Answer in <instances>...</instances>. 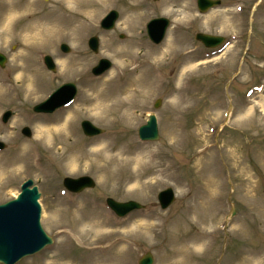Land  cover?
I'll return each instance as SVG.
<instances>
[{"label": "rangeland", "instance_id": "1", "mask_svg": "<svg viewBox=\"0 0 264 264\" xmlns=\"http://www.w3.org/2000/svg\"><path fill=\"white\" fill-rule=\"evenodd\" d=\"M141 1V7L137 0H114L106 6L86 33L82 48L64 37L48 46L17 35L27 21L24 14L15 16L10 36L0 43V53L8 59L6 66L0 67V81L10 91L8 97L0 96V141L7 145L0 151V204L16 197L25 180H34L41 193V224L53 239L52 244L16 264H48L53 256L62 264H86L85 260L96 255L87 235H81V230L88 229L84 219L91 213H98L126 237L129 249L127 253L119 247L121 264H138L147 251L152 252L154 264H161L173 250L178 219L184 218L181 231L186 236L200 235L203 226L186 211L195 206L193 196L207 188L198 164L200 155L193 149L196 138L192 137L205 118L213 120L203 124L208 135L203 145L215 147L223 190L214 220L220 217V221L206 227L208 250L205 254L196 250L192 260L194 264H264V0H222L220 7L204 14L198 11L197 0ZM187 3L189 12L183 9ZM8 5L9 0H0V7ZM38 8L64 11V2L38 0ZM112 9L119 12V19L114 30H104L101 20ZM139 9L146 14L140 25L132 24L136 30L125 28V13ZM155 17L171 21L165 40L158 45L146 30ZM198 32L223 35L227 41L208 49L195 40ZM91 36L99 39L97 53L88 47ZM171 37L186 46L185 51L154 62L155 52ZM107 40L132 50L134 63L126 65L125 59L113 56L107 50ZM62 43L70 46V53L61 51ZM150 50L156 51L152 55ZM185 52H191L196 69H185ZM27 53L36 58L43 73L41 91L31 98L19 90L21 72L13 66L16 56ZM47 54L53 57L56 72L45 66ZM82 55L89 61L86 68L80 64ZM101 58L110 60L112 68L94 76L91 70ZM66 82L78 86L74 102L49 115L33 112L34 105ZM125 87L129 91L118 99L131 105L126 116L113 107ZM142 87L148 92L145 96L131 91ZM157 99L162 105L156 110ZM218 104L223 108L215 109ZM7 110L15 115L5 124L2 115ZM151 113L157 116L160 137L144 142L138 129ZM68 117L73 120L72 129L58 135L56 147L39 139L44 123ZM85 119L105 132L86 137L80 125ZM25 126L31 128V138L21 133ZM170 128L180 133L178 141L170 139ZM220 147L233 154L225 157ZM245 173L252 175L249 195L243 189ZM83 175L91 176L96 187L79 194L64 188V177ZM169 187L176 200L162 210L157 196ZM108 197L121 202L135 200L146 207L120 218L106 205Z\"/></svg>", "mask_w": 264, "mask_h": 264}, {"label": "bare ground", "instance_id": "2", "mask_svg": "<svg viewBox=\"0 0 264 264\" xmlns=\"http://www.w3.org/2000/svg\"><path fill=\"white\" fill-rule=\"evenodd\" d=\"M56 2H64L63 10L40 9L38 8V0H9V5L5 8L0 7V43L6 41L10 36V24L15 22V16L17 14H24L27 19L17 31V35L23 36L31 42H41L40 45L51 46L59 37L70 39L77 47L82 48L84 46V38L88 31L94 26V21L101 14L106 6L114 2V0H55ZM137 6L143 5L141 0H137ZM184 11H191L190 5L187 3L183 7ZM145 13L142 9H139L133 13H125L122 25L125 28L131 29L132 24L141 23L145 17ZM17 22V20H16ZM132 28L133 30H136ZM107 50L116 58L125 59L126 65L134 63L132 59L133 52L129 48L120 47L114 45L110 41L105 42ZM186 46L179 45L174 37H171L165 44V46L155 52L156 50H150V54L153 55L155 60H160L166 55H173L176 52L185 51ZM149 54V53H147ZM151 55V58H152ZM191 52L184 53V66L185 69H196V65H192ZM80 64L83 68H86L89 64L85 55H82ZM200 65V64H198ZM14 68L20 70L21 83L19 90L24 93L26 98H31L41 91L40 81L43 73L40 72L38 62L36 58L31 54L18 55L14 58ZM187 71L185 70V73ZM129 87L123 88L116 96L114 109L117 112L123 113L125 116L131 112V105L126 103L125 100L118 99L122 94H126ZM125 89V90H124ZM133 92L145 96L148 92L145 88L135 89L131 88ZM9 89L4 82L0 81V96L8 97ZM129 104V105H128ZM184 104L188 105L189 102L185 101ZM128 105V106H126ZM214 105V104H213ZM212 105V106H213ZM215 109H222L223 106L218 104ZM213 108V109H214ZM124 109V111H123ZM221 119V117H220ZM219 119V120H220ZM212 118H205L202 121L200 130H196L192 137L196 138V143L193 149H197V154L200 155L198 164L201 168V176L206 181L207 188L204 193L197 192L194 197L195 206L189 208L186 213L189 218H196L197 222L203 226L202 233L198 236H186L181 231L184 218L178 219L175 222L176 233L173 237V250L169 256L163 259L161 264H194L193 255L196 250L207 252L208 250V232L206 227H210L220 221V217L215 222L217 216L219 199L222 198L223 180L222 169L219 161L216 157L215 147L212 145H203L207 143L208 135L206 134L207 128L203 124L207 125L208 121L211 122ZM73 120L68 117L66 119L57 118L54 121L44 123V126L39 128L38 136L42 141L48 142L51 147L58 145V135L62 132L69 134L72 129ZM203 128V129H201ZM205 128V129H204ZM187 136V135H186ZM188 136H191L190 134ZM187 136V138H188ZM169 137L174 141H178L180 133L173 128L169 129ZM195 141V140H194ZM203 145V146H202ZM202 146V148H201ZM201 148V149H199ZM222 151V155L227 157L233 154V151H227L224 147L219 148ZM74 168V165L70 167ZM245 183L243 184L244 190L249 195L252 190V175L245 173ZM219 212V211H218ZM211 216V219L209 218ZM88 220V229L81 230V235L86 234L88 242L91 245V250L94 257L85 260L86 264H121L122 256L119 247L122 245L124 252L128 253L129 245L125 236L121 235L118 230L112 228L108 222L100 218L98 213H91ZM57 256H53V261L48 264H62Z\"/></svg>", "mask_w": 264, "mask_h": 264}, {"label": "water", "instance_id": "3", "mask_svg": "<svg viewBox=\"0 0 264 264\" xmlns=\"http://www.w3.org/2000/svg\"><path fill=\"white\" fill-rule=\"evenodd\" d=\"M201 12H206L211 7L220 4V0H198ZM118 13L113 11L103 22L105 28H113ZM169 21L164 18L155 19L149 24V34L154 42L159 43L164 38ZM196 38L203 42L206 46H216L223 42V37L211 36L203 33L196 35ZM91 47L97 51V38L91 39ZM63 49L68 51L69 48L63 45ZM6 57L0 54V64L4 65ZM47 65L50 69L55 70V65L51 57L46 58ZM111 63L103 59L100 64L94 69L96 74H100L110 68ZM76 94V87L73 83H69L58 89L46 102L35 106L37 112H53L62 105L70 102ZM159 106V102L156 104ZM10 117L7 113L4 117L6 121ZM82 127L87 136H95L103 132L102 129L93 125L90 121H83ZM23 132L30 135V130L25 128ZM140 137L143 140H157L159 138L158 124L155 115H150L146 125L140 128ZM4 145L0 143V147ZM65 186L73 191L80 192L86 188H93L95 182L88 176H83L77 179L66 178ZM33 185L32 180H28L22 186V192L17 199L0 205V262L5 264H15L25 256L34 254L42 250L46 245L52 243V238L49 237L42 228L41 207L38 202L41 194L38 188ZM159 200L163 208H167L175 200L174 192L171 188L162 191L159 194ZM109 205L120 216H124L134 209L142 206L135 202L129 201L119 203L111 198L108 199ZM140 264H153V257L150 252L146 253L139 261Z\"/></svg>", "mask_w": 264, "mask_h": 264}]
</instances>
